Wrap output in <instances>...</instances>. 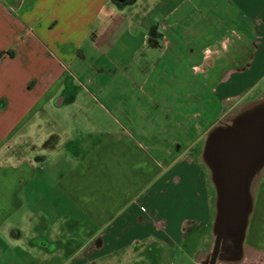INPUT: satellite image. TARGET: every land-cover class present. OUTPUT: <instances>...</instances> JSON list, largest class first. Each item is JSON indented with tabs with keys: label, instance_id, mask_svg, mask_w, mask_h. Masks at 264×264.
I'll return each mask as SVG.
<instances>
[{
	"label": "crops",
	"instance_id": "0c3cea01",
	"mask_svg": "<svg viewBox=\"0 0 264 264\" xmlns=\"http://www.w3.org/2000/svg\"><path fill=\"white\" fill-rule=\"evenodd\" d=\"M263 88L264 0H0V264L63 221L77 264L175 251L211 220L198 144ZM240 257L264 264V180Z\"/></svg>",
	"mask_w": 264,
	"mask_h": 264
},
{
	"label": "water",
	"instance_id": "95a60500",
	"mask_svg": "<svg viewBox=\"0 0 264 264\" xmlns=\"http://www.w3.org/2000/svg\"><path fill=\"white\" fill-rule=\"evenodd\" d=\"M202 158L211 171L218 196L209 260V264H215L224 238H231L238 252L241 250L251 210L249 183L264 164V109L238 122L235 128L209 133Z\"/></svg>",
	"mask_w": 264,
	"mask_h": 264
},
{
	"label": "rangeland",
	"instance_id": "374dc122",
	"mask_svg": "<svg viewBox=\"0 0 264 264\" xmlns=\"http://www.w3.org/2000/svg\"><path fill=\"white\" fill-rule=\"evenodd\" d=\"M264 109V88L262 91L256 92L250 96H247L242 102L238 103V105L232 109H227L226 114L223 116V118L211 129L209 133L214 131L215 129H228L231 127H237L238 122L244 120L250 115H253L261 110ZM208 133V134H209ZM208 137V135H207ZM205 141H201L200 144H198V148H196V158L199 161V164L203 167L205 178L207 181V184L211 191V220L208 222V228L199 229L196 227L195 229L189 231L187 235H181L177 237H173L172 246L174 248H177L175 251H170L169 248L163 249L162 252L158 253L154 248L149 247L147 249V252H145L142 255V262H139L135 259H130L125 257V252L118 253L116 257L118 256V260H113L114 262L109 261L108 264H193L194 260L196 259V254L198 251H203L207 247L210 248L208 250V253L202 254L199 258L195 260V264H209L210 260V254L214 243V233L212 236V224L213 227L215 226V220L217 217V190L215 183L212 180V174L209 168L206 166V164L203 161L202 154L205 146ZM117 157V156H116ZM112 165L115 164V162H111ZM68 169H63V174ZM117 174V173H116ZM112 175V174H111ZM145 176L144 174L141 175V178H136V188L142 187L145 183ZM264 180V164L261 165L256 172L253 174L251 181L249 183V195L250 198L256 196L257 187L261 184V182ZM138 191L134 192L137 193ZM129 193V192H127ZM120 205V202H119ZM63 216H69L70 210L63 206ZM47 228H48V223ZM69 224V223H67ZM65 224V222H62L61 229L59 230V233L56 236V239L58 241H61L62 246L58 248V250L54 253H45L43 251L34 252L30 254V262L29 264H77V261H82V257L85 258L84 260H90L89 254L87 253H76L75 247L71 246L69 243L70 240H76L79 242H82L85 240V237H77L73 236L75 234L74 230L68 228ZM46 228V229H47ZM43 234L47 232L45 227L43 226ZM248 237H246L245 244L249 243V229L247 228ZM77 237V238H76ZM210 244H209V239ZM251 240V239H250ZM40 243V242H39ZM184 246L189 254V258L186 257L185 254H182L180 251V247ZM260 245V243H259ZM80 247V246H79ZM74 250V253H73ZM245 254L247 253V256L249 255V249H245ZM207 254L209 256L207 257ZM16 255V254H15ZM240 256V251L237 252V249L234 246L233 240L229 237H226L223 239L220 250L218 252L217 260L215 264H249V257H244L241 262H237L238 260H234L235 263H233V258ZM145 257V258H144ZM207 257V258H206ZM188 259V260H187ZM98 264H102L100 258L96 259ZM205 260V262H204ZM106 264V263H105Z\"/></svg>",
	"mask_w": 264,
	"mask_h": 264
},
{
	"label": "flooded vegetation",
	"instance_id": "af4514ba",
	"mask_svg": "<svg viewBox=\"0 0 264 264\" xmlns=\"http://www.w3.org/2000/svg\"><path fill=\"white\" fill-rule=\"evenodd\" d=\"M232 128H235V127L228 128V130H229V129H232ZM217 256H218V255H217Z\"/></svg>",
	"mask_w": 264,
	"mask_h": 264
},
{
	"label": "built area",
	"instance_id": "2783aa9c",
	"mask_svg": "<svg viewBox=\"0 0 264 264\" xmlns=\"http://www.w3.org/2000/svg\"><path fill=\"white\" fill-rule=\"evenodd\" d=\"M141 210H144L143 208H141Z\"/></svg>",
	"mask_w": 264,
	"mask_h": 264
}]
</instances>
